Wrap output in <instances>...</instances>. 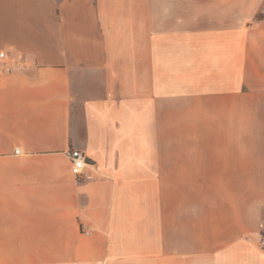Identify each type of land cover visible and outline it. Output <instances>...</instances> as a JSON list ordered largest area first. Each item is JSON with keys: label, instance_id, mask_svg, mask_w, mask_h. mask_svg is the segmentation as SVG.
I'll use <instances>...</instances> for the list:
<instances>
[{"label": "crops", "instance_id": "crops-1", "mask_svg": "<svg viewBox=\"0 0 264 264\" xmlns=\"http://www.w3.org/2000/svg\"><path fill=\"white\" fill-rule=\"evenodd\" d=\"M2 53L0 264H264V0H0Z\"/></svg>", "mask_w": 264, "mask_h": 264}, {"label": "built area", "instance_id": "built-area-1", "mask_svg": "<svg viewBox=\"0 0 264 264\" xmlns=\"http://www.w3.org/2000/svg\"><path fill=\"white\" fill-rule=\"evenodd\" d=\"M0 56L4 57V54L2 53ZM17 153L19 154V150H17ZM69 156L72 162V173L77 179L84 181L94 179V175L87 171L89 168H93V164L88 160L84 152L71 150ZM87 234L89 233L87 232Z\"/></svg>", "mask_w": 264, "mask_h": 264}, {"label": "rangeland", "instance_id": "rangeland-1", "mask_svg": "<svg viewBox=\"0 0 264 264\" xmlns=\"http://www.w3.org/2000/svg\"><path fill=\"white\" fill-rule=\"evenodd\" d=\"M177 128H213L215 127V122L206 121H177Z\"/></svg>", "mask_w": 264, "mask_h": 264}]
</instances>
